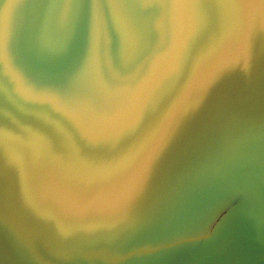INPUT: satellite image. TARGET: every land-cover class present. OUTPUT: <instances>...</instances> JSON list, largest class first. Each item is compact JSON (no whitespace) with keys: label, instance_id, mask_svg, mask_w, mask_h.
<instances>
[{"label":"water","instance_id":"95a60500","mask_svg":"<svg viewBox=\"0 0 264 264\" xmlns=\"http://www.w3.org/2000/svg\"><path fill=\"white\" fill-rule=\"evenodd\" d=\"M0 264H264V0H0Z\"/></svg>","mask_w":264,"mask_h":264}]
</instances>
